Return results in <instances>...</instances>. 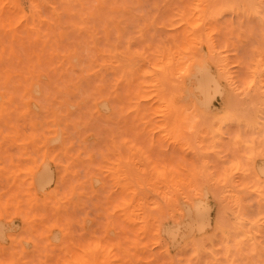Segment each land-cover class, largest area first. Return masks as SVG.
Listing matches in <instances>:
<instances>
[{
	"label": "rangeland",
	"instance_id": "obj_1",
	"mask_svg": "<svg viewBox=\"0 0 264 264\" xmlns=\"http://www.w3.org/2000/svg\"><path fill=\"white\" fill-rule=\"evenodd\" d=\"M220 2L224 4L220 5ZM188 4L201 5L197 15L208 18L211 30L241 19L258 24V13L264 7V0H0V203L15 200L21 191L30 192L34 199H38L36 213L45 218V223L49 221L51 225L57 217L64 215L77 219L70 230L49 227L45 241L40 244L29 242L24 246L20 238L38 230L41 223L38 221L30 227L20 216L13 219L11 213L0 215V232L6 234V241L0 239V261L15 256L18 264L32 261L40 264L45 259L49 264H55L63 252L76 250L111 229L115 234L106 235L105 239L112 241L127 236L125 248L118 250L114 258H106L103 252H98L88 258V264H169L178 256L190 254L189 250L170 244V230L178 228L177 240L187 235L204 241L205 249L210 250L201 256L205 264H264L260 253L264 248V225L257 219L261 214L259 201L254 194L245 197L253 203L248 204L237 221L218 222V215L224 211L225 191L213 185L205 189L204 183L193 175L196 157L193 146L178 141L175 136L170 140L156 139L157 152L175 161L168 165L172 171L166 177H150L146 184L151 191L142 192L149 201L155 200L157 193L161 196L168 190L173 193L162 220H154L149 231L144 233L136 219L125 218L117 212L110 220L97 209L99 193L104 191L106 183L115 179L111 175L105 176L111 171L109 165L112 161H127L133 150L131 134L128 143L122 146L125 137L117 135L113 138V133L128 128L146 109L155 111L162 106L159 97L148 104L137 103L141 100L136 95L140 81L137 79L132 83V79L147 70V66L140 67L133 59L137 49L151 43L149 52L157 47L165 54L171 50L182 65L178 81H170L168 85L167 95L176 101L173 122L182 123L198 113L211 125L223 115L218 111L224 105V98H218L219 70L215 61L209 56L205 63L195 51L183 55L179 49L186 45L176 46V37H183L186 28L181 27L176 32L172 21ZM218 8L220 10L215 14ZM192 22H196L195 18ZM175 23L179 25L180 20L176 19ZM129 37L134 38L130 40ZM165 40L169 44H163ZM204 51H208L207 45ZM233 71L239 76L242 69L234 67ZM209 73L211 77L204 76ZM210 78L211 82H208ZM117 81L120 84L115 88ZM109 88L115 90L109 92ZM162 101H165L164 96ZM244 101L227 110L224 126L232 132L243 129L250 139L255 137L259 145V137L264 134V104L258 92L246 99L248 103ZM216 127L220 128L221 124L217 123ZM207 131V127L202 129V138ZM58 139L63 142L55 143ZM82 143L87 145V151L77 157L75 154ZM54 154L62 159L61 171L63 164L71 159L73 165L69 176L72 173H78V178L86 176L89 190L97 195L89 198L86 194L65 211L48 204L42 184L33 175L38 176L36 170L43 162L46 163L42 165L46 166L43 170L51 175V170L57 167L52 159ZM212 157L213 166L221 167L223 162ZM97 164L100 167H96ZM256 167H260L258 147ZM96 178L100 184L94 188ZM64 187L63 184H53L47 192L51 193L53 189L63 192ZM122 192L121 186L113 197ZM198 203L207 208L204 207V225L200 224V219L186 214L188 208ZM251 213L256 215L248 216ZM240 237L246 239L238 247L236 241ZM155 239L162 243L154 244ZM14 248L22 249L23 254L13 252ZM53 250L55 256L48 255ZM229 255L232 257L228 258Z\"/></svg>",
	"mask_w": 264,
	"mask_h": 264
},
{
	"label": "snow or ice",
	"instance_id": "obj_2",
	"mask_svg": "<svg viewBox=\"0 0 264 264\" xmlns=\"http://www.w3.org/2000/svg\"><path fill=\"white\" fill-rule=\"evenodd\" d=\"M33 7L38 8L36 5ZM200 8L199 4L184 5L181 15L173 19L172 23L176 32H179L181 27L186 28L183 37H176V46L186 45L179 49L183 55L195 51L201 55L205 63L209 56L215 61L219 70L218 98H224V105L218 111L223 115L214 120L211 125L207 124L206 118L198 113L182 123L173 122L172 113L176 101L174 97L167 95L168 85L170 81H175L181 75L179 68L182 65L176 60V53L171 50L165 54L160 47H157L149 52L152 47L151 43L142 49H137L133 54V59L140 67L147 66L143 75L132 79V83L137 79L140 81L136 95L141 97V100L137 103L148 104L153 98L160 96H164L165 101H161L162 106L158 110L146 109L142 116L134 119L128 128L113 133V138L117 135L125 137L121 141L122 146L128 143L131 134L133 150L127 161L121 159L112 161L109 165L111 171L105 173V176H113L114 182L105 184L104 191L99 193V199L96 201L98 212L102 215L108 216L111 220L119 212L125 218H134L142 225L141 231L144 233L149 231L154 220L163 219L173 195L170 190L165 191L163 196L157 193L156 199L152 201L142 195L145 190L151 191L146 184L150 177H166L172 171L168 167L169 163H175L164 154L157 152V137L170 140L175 136L178 141L193 146L196 153L193 175L204 183L206 190L208 185H213L225 191L224 201H222L224 211L218 215V222L237 221L244 214L248 204L253 203L245 197L254 194L259 201L261 212L257 219L261 225H264V134L260 135L259 145H257L255 137L250 139L243 129L232 132L224 126L227 110L233 108L236 103L252 97L254 93H259L261 102L264 104V7L258 13L260 17L258 24L246 23L241 19L239 22H232L229 26L211 28V30L209 20L205 16L197 15ZM193 18L196 21L194 23ZM176 19L180 20L179 25L175 23ZM133 38L129 37L130 40ZM162 43L169 44V41L165 40ZM205 45L208 48L207 52L204 51ZM156 57L158 58L153 62ZM234 67L242 69L239 76L233 71ZM119 84L120 81H117L115 88H118ZM115 88H109L108 91H114ZM36 94L40 95L39 90ZM37 103L39 104L40 101L38 100ZM213 103H216V100ZM217 123L221 124L220 128L216 127ZM205 127L208 131L202 138V129ZM62 142L59 139L55 141V143ZM74 145L75 141L72 146ZM257 147L260 156L258 169L256 167ZM86 151L87 145L82 143L79 152L75 155L83 156ZM212 156L223 162L221 167L213 166L210 159ZM58 157V154L53 155L52 159L57 167L51 170V175L45 170L41 174V182L48 196L47 203H51L56 209L65 211L86 194L91 198L97 193L89 190L86 176L78 178V173H72L71 177L69 176L73 165L71 159L63 164V171H61L62 161ZM103 162L106 161L101 163ZM96 167L100 165L97 164ZM58 173L59 179H57ZM53 184L65 185L63 192L53 189L51 193H48L47 190ZM99 184L98 178L93 180L94 188ZM121 186L122 194L114 198L113 193L120 191ZM37 201L38 199H34L30 192H20L15 200L0 203V215L11 213L13 219L20 216L30 227L36 225L38 221L41 223L38 230L31 231L20 238L24 246H27L29 242L40 244L45 241L49 227L67 231L77 222L75 217L64 215L62 218L57 217L55 223L51 225L49 221L45 223V218L36 213ZM9 223L11 224L12 220ZM162 231L161 228L160 232ZM225 231H228L227 227ZM0 233H2L0 239L6 241V234ZM114 234L111 229H108L104 234L95 236L76 250L63 252L56 258L55 264H88L89 256L98 252H103L106 258H114L118 250L125 248L128 241L127 236L112 241L105 239L106 235ZM159 234L158 232L157 235ZM245 239V237H240L236 241L237 246L239 247L241 241ZM153 243L160 244L162 241L155 239ZM170 243L178 249L189 250L190 254L178 256L169 264H205L201 256L205 251L210 250L205 249L203 240L189 236L177 240L173 237ZM254 251L253 249V255ZM13 252L23 254L22 249L14 248ZM45 252L47 253V248ZM260 253L264 257V248ZM48 255L55 256V250ZM0 264H18V261L13 256L0 261ZM31 264H37V262L32 261ZM40 264H49V260L45 259ZM134 264H139V262H134Z\"/></svg>",
	"mask_w": 264,
	"mask_h": 264
},
{
	"label": "bare ground",
	"instance_id": "obj_3",
	"mask_svg": "<svg viewBox=\"0 0 264 264\" xmlns=\"http://www.w3.org/2000/svg\"><path fill=\"white\" fill-rule=\"evenodd\" d=\"M226 1V0H225ZM210 2V1H209ZM214 2V1H213ZM258 2V1H257ZM223 3V2H222ZM221 2H220V5L222 4ZM211 4V3H210ZM224 4V3H223ZM227 4V3H226ZM251 4V3H250ZM29 5V4H28ZM252 5V4H251ZM212 6H213V4H212ZM219 6V5H218ZM206 7V6H205ZM217 7V6H216ZM228 7H230V5L228 6ZM254 7V6H253ZM42 8V7H41ZM209 8V7H208ZM252 8V7H251ZM218 10H220V8H218L217 10H215V14H217L219 11ZM208 11V10H207ZM213 11V10H212ZM218 11V12H217ZM205 12V11H204ZM214 12V11H213ZM255 12V11H254ZM29 13V12H28ZM212 13V12H211ZM211 15H213V14H211ZM205 16V15H204ZM25 17V16H24ZM105 17V16H104ZM105 19V18H104ZM208 19V18H207ZM214 28V27H213ZM121 46V45H120ZM112 47V46H111ZM113 48V47H112ZM174 50V49H173ZM105 51H107V50H105ZM1 52V51H0ZM96 52V51H95ZM3 54H5V53H3ZM8 54V53H7ZM117 55V54H116ZM6 56V55H5ZM96 56H97V54H96ZM4 58V57H3ZM4 59H9V58H4ZM4 59H3V61H4ZM9 61V60H8ZM7 61V62H8ZM198 66V65H197ZM198 70V69H197ZM236 71V70H235ZM240 71V70H239ZM207 73V72H206ZM204 76H210L211 77V75H210V73H209V75H204ZM202 76L200 75V78H201ZM213 77V76H212ZM205 78V77H204ZM196 80V79H195ZM175 81H178V80H175ZM197 81H199V80H197ZM208 82H211V78H210V80L208 79L207 80ZM9 84V83H8ZM200 83H198V85H199ZM171 86H174V85H171ZM200 86V85H199ZM218 86V85H217ZM197 87V86H196ZM203 87V86H202ZM208 86H205L204 88H207ZM173 88V87H172ZM176 88H177V85H176ZM193 88H195V87H193ZM3 89V88H2ZM169 89H170V86H169ZM209 89H211L210 88V85H209ZM214 89V88H213ZM212 89V90H213ZM217 89V88H216ZM5 90H6V88H5ZM12 90V89H11ZM10 90V91H11ZM184 90V89H183ZM195 90V89H194ZM8 91V90H7ZM176 91V90H175ZM214 91V90H213ZM216 91V90H215ZM9 92V91H8ZM177 92V91H176ZM15 93V92H14ZM3 94H4V92H3ZM6 94V93H5ZM4 94V95H5ZM216 94V93H215ZM6 95H8V93L6 94ZM214 96V95H213ZM24 98V97H23ZM183 98V97H182ZM209 98V97H208ZM159 99H160V101H162V96H160L159 97ZM185 100V99H184ZM202 101V100H201ZM243 101V100H242ZM241 101V102H242ZM245 101H246V99H245ZM245 101H244V103H245ZM249 101V100H248ZM248 101H246V103H248ZM41 102H43V101H41ZM180 102V101H179ZM181 102H183V101H181ZM241 102H239V103H241ZM186 104V103H185ZM201 104V103H200ZM247 105V104H246ZM8 107V106H7ZM206 107V106H205ZM9 108V107H8ZM58 109H60V108H58ZM205 109V108H204ZM59 111H61V110H59ZM210 111V110H209ZM253 113V112H252ZM256 113V112H255ZM255 113H253L254 114V116L256 115ZM253 116V117H254ZM247 117H248V115H247ZM250 117V116H249ZM248 117V118H249ZM253 119V118H252ZM7 121V120H6ZM248 122V121H247ZM252 122H254V119H253V121ZM9 124V123H8ZM37 131V130H36ZM41 135V134H40ZM33 149V148H32ZM31 152V151H30ZM213 158V157H212ZM62 160V159H61ZM7 161V160H6ZM45 161V160H44ZM216 161V160H215ZM213 162V161H212ZM45 162H43V163H41V166H40V168L38 169V170H36L37 171V175L38 176H34L33 175V177L35 178L36 177V181L38 182V183H40V184H42V182H41V174L44 172V167H46V166H42L43 164H44ZM216 164H219V163H217V162H215ZM7 164V163H6ZM45 165H46V163H45ZM222 165V164H221ZM35 168V167H34ZM50 168V167H49ZM25 173V172H24ZM26 173H28V172H26ZM36 175V174H35ZM171 178V177H170ZM177 179V178H176ZM24 183V182H23ZM175 185V184H174ZM23 186V185H22ZM36 186V185H35ZM22 187H21V185H20V189H21ZM18 189V188H17ZM61 190V189H60ZM202 191H203V189H202ZM205 191V190H204ZM203 191V192H204ZM21 192H23V191H21ZM37 192V191H36ZM205 194H206V192H205ZM3 196H5V195H3ZM191 200V199H190ZM199 201V200H198ZM201 201V200H200ZM194 202V201H193ZM195 203V202H194ZM255 203V202H254ZM204 204H205V202H204ZM180 207H182V206H180ZM204 205H203V203H198V204H194L193 206H191V208H188V210H186L185 212H186V214H187V216L189 217V216H192V218L194 217V219H200V224H205L204 223V221H203V219L204 218H206V212H205V210H204ZM206 208V207H205ZM209 209H210V207H208ZM207 209V208H206ZM208 213H209V211H208ZM253 213V212H252ZM251 213V215H248V216H252V215H256V213H254V214H252ZM185 217H186V215H185ZM202 219V220H201ZM188 222V221H187ZM186 222V223H187ZM161 223V222H160ZM163 224V223H162ZM188 224V223H187ZM186 224V225H187ZM191 224V223H190ZM172 225V224H171ZM182 225V224H181ZM183 225H184V223H183ZM209 225V224H208ZM195 226H198V224H196ZM210 226V225H209ZM177 227H179V225H177ZM188 227H190L189 225H188ZM191 227H193V226H191ZM184 228V227H183ZM194 228V227H193ZM197 228V227H196ZM200 228L202 229V225H200ZM238 228H239V226H238ZM167 229V228H166ZM176 229V230H175ZM173 228L172 230H174V231H172V230H170L171 231V234H170V236L173 238V237H176L177 236V230H178V228ZM185 229V228H184ZM200 229V230H201ZM263 229H264V227H263ZM190 230V229H189ZM193 230V229H192ZM214 230H215V228H214ZM258 230V229H257ZM156 231V230H155ZM168 230H166V232H167ZM153 232V231H152ZM200 232V231H199ZM162 233H163V231H162ZM191 233V232H190ZM188 234V233H187ZM163 235V234H162ZM190 235V234H189ZM264 235V234H263ZM147 236V235H146ZM151 236V235H150ZM183 236V235H182ZM187 236V235H186ZM167 237V236H166ZM263 237V236H262ZM52 238V237H51ZM152 238V237H151ZM172 238H171V240H172ZM260 238V237H259ZM81 239L82 240H84L82 237H81ZM149 239V238H148ZM263 239V238H262ZM169 240V239H168ZM264 241V240H263ZM27 243V242H26ZM29 244V243H28ZM171 244V243H170ZM250 246V245H249ZM248 246V247H249ZM30 248V247H29ZM259 249V248H258ZM44 250V249H43ZM221 251V250H220ZM249 251V250H248ZM260 251V250H259ZM96 254V253H95ZM95 254H93V255H91V256H89V258L90 257H93ZM97 255V254H96ZM99 255V254H98ZM222 256V255H221ZM231 255H229L228 256V258L230 257ZM236 256V255H235ZM251 256V255H250ZM220 257V256H219ZM232 257V256H231ZM222 257H220V259H221ZM210 259H212V258H210ZM255 259V258H254ZM34 260V259H33ZM214 260V259H213ZM217 260V259H216ZM210 261H212V260H210ZM31 262V261H30ZM222 262H223V260H222ZM212 263V262H211ZM264 263V262H263ZM31 264V263H30ZM153 264V263H152ZM220 264H223V263H221L220 262ZM239 264V263H238Z\"/></svg>",
	"mask_w": 264,
	"mask_h": 264
}]
</instances>
